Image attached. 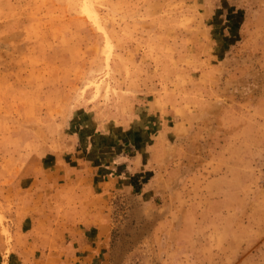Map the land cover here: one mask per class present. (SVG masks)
Instances as JSON below:
<instances>
[{"label": "rangeland", "instance_id": "1", "mask_svg": "<svg viewBox=\"0 0 264 264\" xmlns=\"http://www.w3.org/2000/svg\"><path fill=\"white\" fill-rule=\"evenodd\" d=\"M0 264H264V0H0Z\"/></svg>", "mask_w": 264, "mask_h": 264}, {"label": "bare ground", "instance_id": "2", "mask_svg": "<svg viewBox=\"0 0 264 264\" xmlns=\"http://www.w3.org/2000/svg\"><path fill=\"white\" fill-rule=\"evenodd\" d=\"M89 9H90V11H91L92 14H96V12H95V10L93 9V7H90V6H89ZM95 17L98 18L97 15H95ZM97 20H98V19H97Z\"/></svg>", "mask_w": 264, "mask_h": 264}]
</instances>
